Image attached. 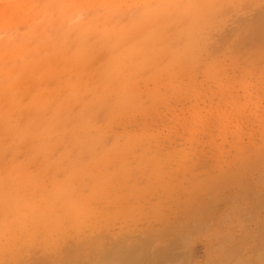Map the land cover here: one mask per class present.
<instances>
[{"label":"rangeland","instance_id":"374dc122","mask_svg":"<svg viewBox=\"0 0 264 264\" xmlns=\"http://www.w3.org/2000/svg\"><path fill=\"white\" fill-rule=\"evenodd\" d=\"M4 1L0 264H90L141 236L149 264L155 253L176 259L163 264H264V188L211 203L205 184L245 177L264 156V32L240 42L264 0L229 13L208 32L218 51L174 72L141 49L142 11L167 8L154 0Z\"/></svg>","mask_w":264,"mask_h":264},{"label":"bare ground","instance_id":"6f19581e","mask_svg":"<svg viewBox=\"0 0 264 264\" xmlns=\"http://www.w3.org/2000/svg\"><path fill=\"white\" fill-rule=\"evenodd\" d=\"M4 1V0H1ZM6 1V0H5ZM4 1V2H5ZM12 1V0H10ZM102 1V0H100ZM107 1V0H106ZM120 1V0H119ZM118 1V2H119ZM124 1V0H121ZM143 0H141L142 2ZM147 1V0H146ZM145 1V3H146ZM14 1H12L13 3ZM35 2V1H34ZM33 2V3H34ZM99 2V1H98ZM110 2V0L108 1ZM116 3V1H114ZM112 0V3H114ZM117 2V3H118ZM137 2L140 3V0H137ZM251 3L250 0H154L152 2H148L146 3L147 5L151 4L153 5L155 8L159 7L160 5L162 7H167L166 10L160 9L159 11H157L156 13L159 14L162 17H148L147 13L142 11V14L144 15H140V20L143 21L142 26L145 28L146 30V34H145V47L141 46V49L145 50V58H149L155 61L161 60V59H165L166 61H168V63L171 66V69L173 70H180V69H184L185 66L183 67V61L186 63L188 60H190L193 64L196 61H199V57L202 55V53L206 52L207 54L209 50H211L212 48L215 49V51H218V45H213L211 44V40L209 39V35L208 32L210 30H212L214 27H220L223 26L225 18L229 17L232 13L236 12V11H243L244 7L248 4ZM101 3V2H100ZM102 2V5H104ZM111 3V2H110ZM109 3V5H111ZM116 3V6L120 5L121 2L119 4ZM123 2L122 4L126 6L129 5L128 3ZM144 3V4H145ZM121 4V5H122ZM30 5V4H29ZM106 5V4H105ZM104 5V6H105ZM108 5V4H107ZM114 5V4H113ZM120 5V6H121ZM112 6V5H111ZM122 7V6H121ZM129 7V6H128ZM130 8V7H129ZM149 11H152L154 9L149 8ZM1 9V8H0ZM9 9V8H8ZM69 9V8H68ZM1 11V10H0ZM28 10H26L27 12ZM4 12V11H3ZM2 12V14H3ZM29 13V12H28ZM134 13V12H132ZM230 13V15H228ZM1 14V15H2ZM238 14V12H237ZM236 15V14H235ZM134 17V16H132ZM261 18L260 20H257L255 22H248L246 23V26L242 29V31L240 32V36L242 37L241 41L242 43L246 42V41H254L255 40V36L258 35V33H262L264 32V18L262 17H258V19ZM101 20V19H100ZM107 20V19H106ZM134 21V20H133ZM36 22V21H35ZM12 23V22H11ZM10 23V26H11ZM37 23V22H36ZM9 24V23H8ZM19 23H17L18 25ZM21 24V23H20ZM28 24V23H27ZM240 27V26H239ZM240 29V28H239ZM238 29V30H239ZM144 30V31H145ZM38 32V31H37ZM36 32V33H37ZM102 32V31H101ZM104 32V30H103ZM239 32V31H238ZM236 34V33H235ZM261 37V34H260ZM256 38L258 39L259 37L256 36ZM38 39V38H37ZM139 39L138 37L133 39V40H137ZM260 39V38H259ZM219 40V39H218ZM225 40V39H223ZM223 40H221L220 42H222ZM11 41V40H10ZM261 41V40H260ZM262 42V41H261ZM129 43V42H128ZM132 43V42H131ZM248 43V42H247ZM254 43V42H253ZM252 43V44H253ZM216 44V43H215ZM250 44V43H249ZM255 44V43H254ZM260 44V43H259ZM257 45V44H256ZM220 46V45H219ZM239 46V45H238ZM139 47V46H138ZM137 47V48H138ZM217 47V48H216ZM248 47V46H247ZM252 47V46H251ZM239 48V47H238ZM246 48V47H245ZM9 49V48H8ZM124 50V48H123ZM216 51V52H217ZM220 51V50H219ZM133 52V51H132ZM263 52V51H262ZM48 53V52H47ZM264 53V52H263ZM213 54V53H212ZM14 55V54H13ZM18 55V54H17ZM218 55V54H217ZM20 56V55H19ZM18 56V57H19ZM138 56V55H137ZM258 56V55H257ZM203 57V56H202ZM4 58V57H3ZM2 58V59H3ZM130 58V55L127 56V59ZM138 58L140 59V56H138ZM1 59V60H2ZM8 59V57L6 58V60ZM251 59V58H250ZM5 60V59H4ZM262 60V59H261ZM20 62V61H19ZM165 62V61H164ZM16 64H18L17 62H15ZM145 63V62H144ZM13 64V63H12ZM159 66V65H158ZM162 66V65H161ZM164 66V65H163ZM192 66V65H191ZM183 67V68H182ZM192 69V68H191ZM208 69V68H206ZM124 71V70H123ZM119 73H122L121 71H117ZM36 73V72H35ZM124 74V72L122 73ZM35 75V74H34ZM121 75V74H120ZM14 76V74H13ZM37 76V75H36ZM125 76V75H123ZM122 76V77H123ZM127 77V75H126ZM144 77V76H143ZM142 77V78H143ZM11 81V79H10ZM114 81V80H113ZM112 81V82H113ZM4 83V82H3ZM23 85V84H22ZM158 86V85H157ZM90 88V87H89ZM131 88V87H130ZM109 89V88H108ZM107 92V91H106ZM83 93V92H82ZM105 93V92H103ZM78 96V95H77ZM51 97V96H50ZM85 97V96H84ZM56 100V99H55ZM25 102V101H24ZM99 102V101H98ZM109 102V101H108ZM221 102H224L221 101ZM226 103V102H225ZM98 104V103H97ZM80 108V107H79ZM122 108V107H121ZM221 108V107H220ZM76 110V109H75ZM219 111V110H217ZM246 111V110H245ZM114 113V112H113ZM15 115V114H14ZM242 115V114H241ZM47 116V115H46ZM21 124V123H20ZM74 129V128H73ZM9 142V140L7 141ZM64 142V141H63ZM255 142V141H253ZM5 144V141H4ZM251 145V144H249ZM241 149V148H240ZM22 150V149H21ZM244 152V151H243ZM250 159V158H249ZM256 159V158H255ZM200 160V159H199ZM250 161V160H248ZM254 161V160H253ZM239 162V161H238ZM244 162V161H243ZM255 162V161H254ZM257 163L255 162V165L258 167H255V169L252 172H248L245 174V177H241L239 176L240 172L237 171L235 172V175H227L226 173H224V177L220 180H208L205 181V184L207 182V189H211V194H212V198H211V203L212 201H217L220 197L223 198V194H225L226 192H229V198L232 197V199H236L238 202H244L245 200H252L253 196H250V198L248 197L247 193H248V187L251 188V191L254 192V189H260V188H264V156L263 158H261V160H259ZM205 163V162H203ZM202 163V164H203ZM207 163V162H206ZM245 163V162H244ZM196 166V165H195ZM201 166V165H200ZM242 166V165H241ZM244 166V165H243ZM236 167V166H234ZM262 167V170H260L259 168ZM197 169V168H196ZM200 169V168H199ZM244 170V169H243ZM247 170V169H246ZM223 171H227L226 170H222ZM233 171V170H232ZM260 171L263 173H260ZM197 172V171H195ZM206 172V171H205ZM231 173V170L228 171ZM218 174V173H217ZM221 174V173H220ZM219 174V175H220ZM170 175V174H169ZM213 175V174H212ZM202 176V175H201ZM208 176V175H207ZM211 176V174H210ZM205 177V176H204ZM203 177V178H204ZM213 177V176H212ZM192 178V177H191ZM209 178V177H208ZM197 179V178H196ZM87 180V179H86ZM85 180V181H86ZM195 180V179H194ZM198 180V179H197ZM116 181V180H115ZM175 181V180H174ZM242 182V183H241ZM165 183V182H164ZM175 183V182H174ZM173 184V183H172ZM171 184V185H172ZM204 184V183H203ZM200 186H198L199 188ZM205 187L202 185V188ZM205 187V188H206ZM205 188H203L205 190ZM254 188V189H253ZM198 190V189H197ZM203 190H201L202 193ZM207 191V190H205ZM208 192V191H207ZM247 192V193H246ZM200 193V194H201ZM206 193V192H205ZM204 193V194H205ZM199 194V195H200ZM207 194V193H206ZM205 194V195H206ZM191 195V194H190ZM210 197V196H209ZM226 197V196H224ZM161 199V198H160ZM155 202V201H153ZM248 202V201H247ZM264 202V200H263ZM156 203V202H155ZM154 203V204H155ZM139 205V204H138ZM169 206V205H168ZM172 206V205H171ZM208 206V205H207ZM213 206V205H212ZM85 207V206H84ZM131 207V206H130ZM182 207V206H181ZM188 207V206H187ZM200 207V206H199ZM146 212V211H145ZM159 212V211H158ZM188 212V211H187ZM250 213L249 209H244V213H242L243 215L245 214V216L247 217V214ZM157 214V213H156ZM170 216V215H169ZM168 216V217H169ZM186 216V214H185ZM187 215L186 218H188ZM174 217V216H173ZM182 217V216H181ZM158 218V217H157ZM161 218V217H160ZM154 219V218H153ZM173 219V218H172ZM179 219V218H178ZM185 219V218H183ZM248 219V218H247ZM257 219H253L250 220V222H254ZM180 221V220H179ZM185 221V220H184ZM245 221V218H243V216L241 218L238 219V222H243ZM194 223V222H193ZM172 224H174L172 222ZM178 224V223H177ZM170 225V224H169ZM171 226V225H170ZM173 227V226H172ZM170 228V227H169ZM156 230V229H155ZM191 230V229H190ZM159 232V231H158ZM168 232V231H167ZM187 233V232H186ZM145 235V234H144ZM177 234H175L176 237ZM183 235V234H182ZM261 236V234L258 235V237ZM140 237V236H138ZM150 236H147V238ZM183 237V236H182ZM255 237V236H254ZM133 238V236L131 237ZM136 240V242H128L130 240L125 239L124 241H117V244H113V246L111 247V244H107V246H110L109 248H107V246L105 245L107 253H104V257H101L100 259H97L96 261H91L90 264H139L136 263L135 260L137 261H141L142 259L145 260L143 261V263L145 264H149L148 262V256L147 254L149 253L148 249L151 250V245L152 243H149L146 239L144 240L142 238V236L140 237V239L134 237ZM151 238V237H150ZM99 239V238H98ZM95 241H97L99 243L98 240H96L94 238ZM104 241L106 240L103 239ZM108 240V239H107ZM151 240V239H149ZM153 240V239H152ZM172 240V239H171ZM113 241V240H111ZM186 241V240H185ZM96 242V243H97ZM153 242V241H152ZM93 242L92 246H95L94 244H96ZM106 243H108L106 241ZM149 243V244H148ZM154 243V242H153ZM172 244L174 242H171ZM170 243V244H171ZM100 244L103 245L105 243L102 244L101 240H100ZM97 245L100 246L101 245ZM147 244L150 245L148 246L149 248H147ZM169 244V245H170ZM8 247V246H7ZM96 247V248H97ZM175 247V246H173ZM177 247V246H176ZM96 248H93V251H96ZM99 248V249H100ZM147 248V250H146ZM92 249V248H91ZM90 249V250H91ZM95 249V250H94ZM99 249H97L98 253H99ZM103 249V247H102ZM174 249V248H173ZM89 253H93L90 252ZM79 251V250H76ZM72 252V251H71ZM103 253V251L101 250L100 253ZM162 252V251H161ZM61 253V252H60ZM73 253V252H72ZM84 254V252H81V254ZM95 253V252H94ZM20 254V253H19ZM97 254V252H96ZM172 254V251H171ZM95 255V254H93ZM101 255V254H100ZM99 255V257H100ZM59 256V255H58ZM103 256V255H101ZM180 256V255H178ZM66 257V256H65ZM64 257V258H65ZM91 257V256H90ZM157 257V258H156ZM186 257V256H185ZM156 258V259H155ZM91 259V258H90ZM153 259V258H152ZM155 264H163V262H175L176 259L173 258L172 256H167V255H160V254H156L155 253ZM184 259V258H183ZM42 260V259H41ZM59 258H58V262H59ZM133 260V262H132ZM150 260V259H149ZM164 260V261H163ZM43 261V260H42ZM47 261V260H46ZM62 261V259H61ZM76 261V260H75ZM141 261V262H142ZM65 262V261H64ZM158 262V263H156ZM184 262V261H183ZM187 262V260H186ZM185 262V263H186ZM43 263V262H41ZM74 263V262H73ZM154 263V262H153ZM87 264V263H84ZM151 264V263H150Z\"/></svg>","mask_w":264,"mask_h":264}]
</instances>
